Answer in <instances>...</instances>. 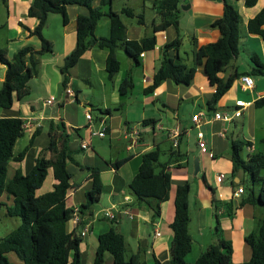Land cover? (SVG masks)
<instances>
[{
    "label": "crops",
    "instance_id": "0c3cea01",
    "mask_svg": "<svg viewBox=\"0 0 264 264\" xmlns=\"http://www.w3.org/2000/svg\"><path fill=\"white\" fill-rule=\"evenodd\" d=\"M101 1L92 0V6L99 7ZM179 1V32L183 38L179 53L186 64L190 65L192 61L191 37H195L198 47L211 46L220 38V32L210 25L221 17L224 1L239 11L242 22L238 55L220 77L226 80L232 74L251 71L254 65L251 58L255 55L264 64V41L249 35L246 30L248 20L263 8L264 0H258L252 8L244 7L242 0ZM31 2L7 0L3 4L0 0V31H5L0 36V50H5L8 60L23 47L29 46L35 51L40 49V40L28 32L38 24V19L27 15ZM116 2L112 0L113 11L119 12L128 7L136 15L143 16L142 24H138L137 19L125 17V20L122 17L127 28V40L139 41L153 34L152 21L157 18L153 0H121L120 8H113ZM103 10L108 11L109 8L103 7ZM87 14L84 7L68 6L66 24H63L61 16H48L43 37L51 43L52 54L35 56L38 70L28 83L29 94L21 101L15 100L11 108L0 109V118H20L24 121L25 135L16 141L14 156L38 131L22 161L9 163L8 179L13 177L16 168L24 175L32 169L35 158L49 143L47 127L61 119L70 135L69 148L78 163L77 166L68 162L66 166L71 174L70 183L78 185L68 190L66 207L76 210L85 203V195L92 188L93 182L84 167L97 169L103 184L99 202L93 208V218L83 228H78L73 218L66 223L68 233H81L88 227V233L82 237L80 244L81 264H93L98 236L113 226L109 214L115 216L114 226L124 238L127 258L135 255L145 264H155L156 261L169 264L172 239L169 225L174 218L175 192L177 186L185 182L190 186L189 232L192 237V250L185 261L193 264L221 238L231 244L232 263L247 262L251 253L245 238L256 230L258 221L264 219V207L251 203L258 196L259 187L249 183L243 170H233L232 143H249L240 152L243 160L259 149L257 145L264 138V108H256L255 103L264 98V76H250L254 86L248 91L242 89L240 79L243 76H239L210 109L208 102L215 89L208 82L203 60L189 85H176L166 80L153 93L145 94L144 90L151 86L160 65L162 47L177 36L175 28L168 26L165 31L155 33L156 46L141 55L140 66L135 67L124 51L118 50L120 71L111 81L105 72L107 51L96 48L86 51L70 71L67 88L73 91L74 96L68 97L64 89L63 93L59 91L62 82L60 67L75 47L77 18ZM95 35L102 38L109 36L107 19L98 23ZM184 41L187 42L184 44ZM28 61L27 56L25 62ZM5 70L0 76V89ZM127 73L131 74L134 86L125 96H120L118 86ZM48 99L55 104L45 106L43 102ZM56 104L59 105L57 117L45 115ZM94 109L102 112H93ZM238 109L241 113L235 117L236 121L214 119L216 113L234 115ZM106 110L109 113H104ZM86 113L93 117L92 127ZM195 115H199L196 122L192 120ZM104 126V138L91 135V132L100 131ZM198 132L204 135L206 152L198 148ZM175 133L176 146L172 138ZM84 142L88 143L86 150L81 148ZM249 146L252 151L248 150ZM156 147L161 151L160 163L166 164L170 172L171 186L168 201L161 205V216L154 219L147 204L135 201L128 185L138 172L142 155ZM123 159L127 161L119 169H114L112 164ZM220 174L225 175L221 182L218 181ZM54 183L52 171L48 170L36 195L52 191ZM240 188L243 192L238 194ZM0 203L11 207L13 198L3 194ZM217 222L219 235L216 233ZM105 264H113L110 255H106Z\"/></svg>",
    "mask_w": 264,
    "mask_h": 264
},
{
    "label": "trees",
    "instance_id": "16d2710c",
    "mask_svg": "<svg viewBox=\"0 0 264 264\" xmlns=\"http://www.w3.org/2000/svg\"><path fill=\"white\" fill-rule=\"evenodd\" d=\"M6 4L7 0H1ZM244 7H254L258 0H242ZM179 0H153L157 18L152 21L153 34L139 41H129L126 36V25L122 17L137 19L143 23V16L136 15L131 8H123L119 12L111 9L112 0H102L99 7L92 6V0H32L27 15L38 19L30 36L40 40V49L35 51L26 46L16 52L10 60L5 50H0V64L5 67V75L0 89V109H9L15 100L21 101L29 94V81L36 76L38 63L35 56L52 54V45L44 39L43 29L49 15L55 14L66 24V8L79 6L87 9L88 14L79 16L76 23V42L73 51L65 57L60 67L61 86L65 90L69 81L70 71L76 66L80 57L88 50L96 48L107 51L105 72L108 80L120 71L118 50H123L135 67L140 66L143 53L153 50L156 46L155 33L165 31L172 26L177 31L176 38L165 44L161 49V62L157 68L151 86L144 90L145 94L153 93L162 82L171 80L176 85L187 86L193 80L196 68L203 63L209 84L215 89L208 107L216 105L220 98L230 89L233 81L239 76H264V64L258 56L251 58L253 68L249 72L235 73L226 80L220 77L228 64L238 55L240 25L242 22L239 11L231 4L223 2L222 15L210 27L220 32V38L211 46L198 47L195 37L190 38L192 61L188 65L180 55L182 35L179 32L180 9ZM103 7H108L104 11ZM104 18L108 20L109 36L97 37L95 29ZM246 30L249 35L257 36L264 41V6L248 20ZM173 52V54H171ZM29 57L28 63L25 57ZM134 86L130 73L118 86L120 96H125ZM60 106H62L60 104ZM256 108L264 106V98L256 101ZM97 109H94L96 111ZM102 112L101 110H97ZM109 113V110L104 111ZM78 131V130H76ZM36 131L26 146L16 155L13 148L16 141L25 135L24 121L20 118H0V197L3 194L13 198V205L6 209V215L17 217L20 224L7 236L0 238V264H12L7 255L13 253L22 264H81L80 233L66 231V223L75 215L78 216V228H83L93 218V208L99 202L103 192V184L97 169L84 167L92 180V188L85 195V203L76 210L66 207L69 189L77 187L70 183L71 174L67 163L78 166L74 153L69 148L70 135L65 123L59 119L48 127L49 143L34 160L32 169L22 174L19 168L11 179H8V165L11 161L20 163L34 138ZM262 150L248 156L240 157L245 145L241 142L232 143L231 162L233 170H243L251 185L259 187L258 196L251 200L255 206L264 207V138L260 141ZM161 151L158 147L142 155L138 172L128 185L130 194L138 203L149 206L152 217L161 216V205L168 201L171 186L170 172L166 164L159 161ZM127 159L115 161L112 166L119 169ZM48 170L52 171L55 183L52 191L37 196L36 192L44 183ZM189 193L188 182L177 186L174 198V218L169 225L172 239L169 245V264H188L185 258L192 250V237L189 232ZM213 203H215L213 201ZM98 236V244L93 264H105L106 255H110L113 264H145L137 256L126 257L125 242L115 224ZM216 233L219 235V223ZM250 249V259L241 264H264V219L258 221L256 230L245 238ZM232 247L229 241L219 239L215 245L209 246L193 264H234L231 261ZM155 264H159L156 261Z\"/></svg>",
    "mask_w": 264,
    "mask_h": 264
},
{
    "label": "built area",
    "instance_id": "2783aa9c",
    "mask_svg": "<svg viewBox=\"0 0 264 264\" xmlns=\"http://www.w3.org/2000/svg\"><path fill=\"white\" fill-rule=\"evenodd\" d=\"M240 80L242 82V86L241 87H242V89L244 91H248V90H251L253 88L254 81H253L252 77H250V76H243V77H241ZM65 94L68 97H73L74 96V93H73V91L70 88H66L65 89ZM43 104L45 106H49L50 107V106H53L55 104V102L52 99H48V100L44 101ZM239 104L241 106H243V104H241V103H239ZM240 113H241V109L236 110L235 111V114L234 115H230V116L227 113H225V114L216 113L214 115V119H216V120H223V121H226V122H230L235 117L240 116ZM198 117H199V115H195V116L192 117V120L196 122V121H198ZM86 119L88 120L90 126L92 127L93 117H92V115L90 113H86ZM91 135L98 136L100 138H104L106 136V127L104 126L100 131L91 132ZM172 138L174 139V143L173 144H174V146H176V144H177V140H176L177 139V133L173 134L172 135ZM197 139H198V148L201 150V152H206L207 151V145H206V141H205V138H204L203 133L198 132ZM81 148L83 150L88 149V143L87 142L82 143L81 144ZM247 148H248L249 151H252V147L249 146ZM224 179H225V175L224 174L218 175V181L219 182L223 181ZM242 192H243V189L242 188L238 189V191H237L238 194H241ZM108 217H109V219H114L115 218L114 214H109ZM73 220L77 224L78 221H79L78 216L75 215L73 217ZM87 233H88V227H85L81 231L80 236L81 237H84Z\"/></svg>",
    "mask_w": 264,
    "mask_h": 264
},
{
    "label": "rangeland",
    "instance_id": "374dc122",
    "mask_svg": "<svg viewBox=\"0 0 264 264\" xmlns=\"http://www.w3.org/2000/svg\"><path fill=\"white\" fill-rule=\"evenodd\" d=\"M120 1L121 0H117V2L113 5V8H120V5H119ZM147 5L149 6L148 2H146V6ZM116 10H119V9H116ZM139 12H141V9H140ZM1 18H2V13H0V19ZM123 19H125V17H123ZM104 20H106V18H104ZM4 33H5V31H0V36L3 35ZM186 42L187 41H184V44ZM182 53H183V49H182ZM122 55H124V54H122ZM59 91H60V93H63V87L61 86V84L59 85ZM262 108H264V106ZM93 112H95V111H93ZM235 121H236V119H235ZM47 130H48V127H47ZM22 142H24V140H22ZM257 148H259V149H257V152L261 151L262 150V145L258 143ZM7 208H8V204H1L0 203V238L7 236L10 232H12L20 224L19 218H17V217H9V216L6 215V209ZM7 259L12 264H16L15 263L16 261L18 263L20 262L16 258V256L14 254H12V253L7 255Z\"/></svg>",
    "mask_w": 264,
    "mask_h": 264
},
{
    "label": "water",
    "instance_id": "95a60500",
    "mask_svg": "<svg viewBox=\"0 0 264 264\" xmlns=\"http://www.w3.org/2000/svg\"><path fill=\"white\" fill-rule=\"evenodd\" d=\"M4 66L0 64V76L2 77L3 73H4ZM59 109V105L56 104L53 108L48 109L49 111H47L45 113V115H50L52 117H57V111ZM40 116H42V114L40 113Z\"/></svg>",
    "mask_w": 264,
    "mask_h": 264
}]
</instances>
